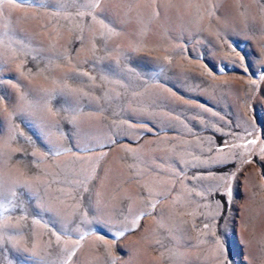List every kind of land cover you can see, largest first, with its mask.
I'll list each match as a JSON object with an SVG mask.
<instances>
[{
  "label": "rangeland",
  "instance_id": "374dc122",
  "mask_svg": "<svg viewBox=\"0 0 264 264\" xmlns=\"http://www.w3.org/2000/svg\"><path fill=\"white\" fill-rule=\"evenodd\" d=\"M45 3L0 5V264H264V0Z\"/></svg>",
  "mask_w": 264,
  "mask_h": 264
},
{
  "label": "snow or ice",
  "instance_id": "6c2138e0",
  "mask_svg": "<svg viewBox=\"0 0 264 264\" xmlns=\"http://www.w3.org/2000/svg\"><path fill=\"white\" fill-rule=\"evenodd\" d=\"M76 0H74V3ZM5 3V0H0V5H3ZM7 3L12 5V10L14 11L16 7L19 6H26V7H46L45 0H7ZM79 8H82L84 11H78L77 15L84 16L87 15L89 17H92V19H95V16L93 15V12L96 8L100 6L99 0H78V5ZM58 11L60 10L59 8L57 9ZM0 15H3V9L0 8ZM101 23H103L101 21ZM0 44H4L3 40H0ZM5 48H9L8 45H4ZM86 75V73L84 74ZM252 143H255V141H252ZM59 154V153H57ZM17 183H21L23 187H28L31 188L32 184L31 182L24 180L22 182L18 181ZM154 207V205H153ZM124 233L120 232L119 236H123ZM83 237H81L82 239ZM74 254V253H72ZM70 258V257H69Z\"/></svg>",
  "mask_w": 264,
  "mask_h": 264
},
{
  "label": "bare ground",
  "instance_id": "6f19581e",
  "mask_svg": "<svg viewBox=\"0 0 264 264\" xmlns=\"http://www.w3.org/2000/svg\"><path fill=\"white\" fill-rule=\"evenodd\" d=\"M178 1H180V0H178Z\"/></svg>",
  "mask_w": 264,
  "mask_h": 264
}]
</instances>
